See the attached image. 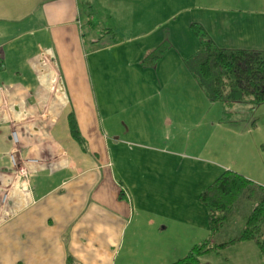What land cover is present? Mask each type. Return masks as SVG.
<instances>
[{"label":"crops","instance_id":"obj_1","mask_svg":"<svg viewBox=\"0 0 264 264\" xmlns=\"http://www.w3.org/2000/svg\"><path fill=\"white\" fill-rule=\"evenodd\" d=\"M198 6L206 11L197 18L199 23L218 45L264 50V0H201ZM84 27L93 54L119 44H99L92 18L83 14L79 0H0V264H169L178 254L171 256L174 249L159 239H147L134 259L130 241L140 231L142 216L134 214L129 193L134 186L116 169L117 157L125 153L117 149L115 159L111 144L121 141L122 127L131 129V115L141 113L136 110L151 109L169 125V111L181 107L180 102L185 101L186 112L198 104L202 113L204 105L219 101L209 100L195 78L189 77L193 83L181 72V52L144 64V53L154 46L152 37L139 43L136 63L156 67L162 82L135 86L138 96L124 110L105 104L101 108L97 87L104 90L108 75L100 73L97 61L87 59ZM159 37L154 43L163 39ZM36 41L42 45L39 51L33 49ZM95 66L97 87L90 77V67ZM177 72L187 78L185 87H180ZM154 97L157 103L151 105ZM70 113L84 143L71 135ZM13 128L18 131L17 164L9 157ZM20 167L28 169L26 176L19 173ZM239 170L264 183V168L256 174ZM174 184L165 185L171 197ZM157 188L164 190L163 185ZM199 206L205 209L200 202ZM193 208L197 206L187 209L188 222L195 217ZM147 223L152 229L150 214ZM166 227L162 223L157 231ZM250 242L233 246H251L259 255V247Z\"/></svg>","mask_w":264,"mask_h":264},{"label":"rangeland","instance_id":"obj_2","mask_svg":"<svg viewBox=\"0 0 264 264\" xmlns=\"http://www.w3.org/2000/svg\"><path fill=\"white\" fill-rule=\"evenodd\" d=\"M200 1L79 0L83 14L92 18L94 37L99 44L119 43L93 54L89 52L93 48L92 39L86 33L87 28L82 29L84 46L89 52L87 59L97 61L100 73L108 75V85L104 90L98 91L95 84L96 66L90 67V77L97 87L101 108L105 104L124 110L123 106L127 107L128 102H134L138 96L135 86L148 84L151 87L152 84L162 82L156 67L143 68L136 63L137 47L145 39L153 37L150 42L154 46L165 41L168 45L163 53L165 58L170 52H181L186 57L192 54L191 50L200 47L199 40L190 27L195 19L199 23L197 18L206 12L198 6ZM35 15L38 16L39 13ZM162 35L163 39L154 43ZM193 39L197 41V45ZM41 47V43L36 41L33 49L39 51ZM180 70L190 81L196 83L194 78H189L193 76L184 60L181 61ZM176 76L180 78V87H185L187 78L178 72ZM181 89L184 91L185 88ZM140 96L143 97L144 93L140 92ZM155 99L154 97L151 105L157 103ZM180 104L181 107L177 110L170 109L173 119L169 125L152 113L151 109L150 112L136 110L141 113L131 115V129L126 132L122 127V135L119 137L121 141L117 145L111 144L115 159L117 149L120 148L125 153L124 157L120 156L121 159L117 157L116 169L120 170L122 178L125 176L127 182L134 186L129 189L131 201L135 205L134 214L137 212L136 218L142 216L140 231H135L130 241L136 253L134 259L141 255L142 245L147 239L162 240L165 246L169 245L174 249L170 255L178 254V257L208 234L206 212L204 208H200L197 197L199 191L223 170L219 165L226 164L239 172L241 169L253 174L264 168V102L254 109L246 103H236L230 113V120H219L223 116L221 102L204 105L202 113H199L201 109L198 104L194 109L189 107L188 112L185 101ZM183 113L186 114L182 115ZM261 163L263 165L259 167ZM120 166H124L123 171ZM205 170L208 172L205 173ZM170 182H175L171 189L174 193L172 197L165 189V185ZM142 183L147 184V187L140 189ZM153 184L155 188H151ZM158 185H163L164 190L157 188ZM263 196L264 190H257L251 196L243 194L233 215L224 222L215 239L222 240L240 233L244 227V215ZM156 198L160 204H156ZM193 206L201 210L193 208L191 212L195 217L193 216V222H188L185 219L187 209ZM149 214L154 218L152 229L147 223ZM162 223L167 224V227L157 231ZM261 228L264 237V218ZM252 260L264 264L262 253L255 255L251 246L243 245L241 248L230 245L202 254L200 264H247Z\"/></svg>","mask_w":264,"mask_h":264},{"label":"trees","instance_id":"obj_3","mask_svg":"<svg viewBox=\"0 0 264 264\" xmlns=\"http://www.w3.org/2000/svg\"><path fill=\"white\" fill-rule=\"evenodd\" d=\"M190 27L200 47L183 60L209 100L221 102L223 116L220 120H230L236 103L243 102L254 109L264 102V50L220 46L202 24L194 21ZM167 47L163 41L148 49L142 57L143 63L154 65ZM69 128L71 135L84 143L73 113L69 114ZM257 190H264V183L254 182L237 170L223 169L198 195L207 212L208 234L169 264H200L202 254L245 240L253 241L264 254L261 228L264 196L244 215V227L240 233L222 240L215 239L224 222L233 215L239 198L243 194L251 196Z\"/></svg>","mask_w":264,"mask_h":264},{"label":"built area","instance_id":"obj_4","mask_svg":"<svg viewBox=\"0 0 264 264\" xmlns=\"http://www.w3.org/2000/svg\"><path fill=\"white\" fill-rule=\"evenodd\" d=\"M10 138H11L14 146L11 149L9 157H10V160H11L12 164H17V159H16V156H15V153L18 150L17 145H16L17 142H18V131H17L16 128H13L11 130ZM19 171H20L19 173L24 175V176H26L28 174V169L26 167H20Z\"/></svg>","mask_w":264,"mask_h":264}]
</instances>
